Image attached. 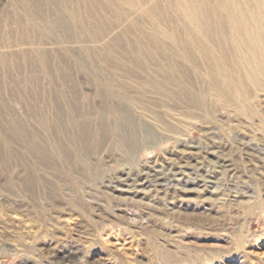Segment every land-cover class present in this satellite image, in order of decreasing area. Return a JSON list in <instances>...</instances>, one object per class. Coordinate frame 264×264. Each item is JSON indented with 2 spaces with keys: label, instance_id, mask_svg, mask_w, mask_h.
<instances>
[{
  "label": "rangeland",
  "instance_id": "374dc122",
  "mask_svg": "<svg viewBox=\"0 0 264 264\" xmlns=\"http://www.w3.org/2000/svg\"><path fill=\"white\" fill-rule=\"evenodd\" d=\"M260 26L264 0H0V264H264Z\"/></svg>",
  "mask_w": 264,
  "mask_h": 264
},
{
  "label": "bare ground",
  "instance_id": "6f19581e",
  "mask_svg": "<svg viewBox=\"0 0 264 264\" xmlns=\"http://www.w3.org/2000/svg\"><path fill=\"white\" fill-rule=\"evenodd\" d=\"M251 19L253 21H255L257 19V16L252 15ZM244 30L247 32V36L245 37L243 41V46L244 48L252 53H255L253 50V46H255L256 48L260 49V57H262L264 59V27L260 26L256 31H250L247 30L246 27H244ZM250 47V49H249ZM259 73L262 77H264V67L263 66H259L258 68ZM191 97V96H190ZM187 99V98H186ZM191 99H193L191 97ZM187 102H189L187 100ZM192 104V103H191ZM159 127V126H158ZM71 128V127H70ZM161 128L164 130L163 126H161ZM104 130V129H103ZM116 130V129H115ZM103 132V131H102ZM121 132V131H120ZM104 133V132H103ZM103 133L100 132V134L97 137V141L100 144V146H102L104 144L103 139H106L105 136H103ZM102 134V135H101ZM128 131H124L123 135H122V143L126 144L127 142H131L133 141V139L138 136L140 133L137 132L135 133V135L132 133L131 136H129L131 138V140L129 139L128 136ZM148 137H150L148 134H146ZM145 135V136H146ZM103 136V137H102ZM99 138V139H98ZM202 139V138H201ZM147 140V139H146ZM77 143V145L81 148L80 151H85L86 153L91 152V147L90 144L92 142L91 140V136L89 134H87L85 131H81V132H76V138L75 141ZM121 143V142H120ZM158 143V142H157ZM210 143V142H209ZM210 145V144H209ZM152 151V150H151ZM143 152V151H142ZM126 158V157H125ZM223 160V159H222ZM150 178V177H149ZM169 178V177H168ZM197 218V217H196ZM70 260V259H69Z\"/></svg>",
  "mask_w": 264,
  "mask_h": 264
}]
</instances>
